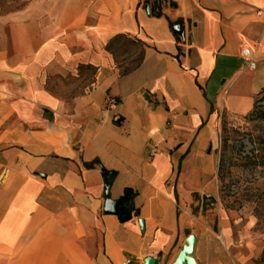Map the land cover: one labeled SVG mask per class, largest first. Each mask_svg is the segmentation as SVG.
Listing matches in <instances>:
<instances>
[{"label":"crops","instance_id":"crops-1","mask_svg":"<svg viewBox=\"0 0 264 264\" xmlns=\"http://www.w3.org/2000/svg\"><path fill=\"white\" fill-rule=\"evenodd\" d=\"M161 11L29 0L0 13V264L176 257L196 220L185 200L208 181L214 113L247 114L264 87V0H164ZM117 33L144 43L125 75L105 49ZM79 64L95 67L91 81L62 94L57 80L78 78ZM106 199L119 200L117 214L104 213ZM192 233L197 264H228L222 230Z\"/></svg>","mask_w":264,"mask_h":264},{"label":"rangeland","instance_id":"rangeland-1","mask_svg":"<svg viewBox=\"0 0 264 264\" xmlns=\"http://www.w3.org/2000/svg\"><path fill=\"white\" fill-rule=\"evenodd\" d=\"M25 2L0 0V13ZM128 49L123 53L118 48V58L138 52L134 46ZM92 77L91 69L82 68L76 79L57 80L59 92L66 95L79 91ZM260 96L257 95L255 101ZM210 128L205 151L212 153L213 161L206 171L205 186L189 190L191 193L185 200L191 216L196 217L185 232L210 229L221 239L222 230V249L228 264H264V118H256L254 113L239 115L219 109L214 113ZM183 194H186L184 190ZM176 196L182 204L178 192Z\"/></svg>","mask_w":264,"mask_h":264},{"label":"trees","instance_id":"trees-1","mask_svg":"<svg viewBox=\"0 0 264 264\" xmlns=\"http://www.w3.org/2000/svg\"><path fill=\"white\" fill-rule=\"evenodd\" d=\"M28 1L29 0H26L24 4L11 10L22 8L23 6L26 5ZM163 1L164 0H141V4L144 8L149 9L150 15L157 17L162 15L161 4ZM168 3L171 6L174 4L173 1H169ZM169 25H171L170 21H169ZM130 46H134L138 48L137 54L136 55L132 54L131 56H126L123 57L122 59H119L117 56V49L120 48V51L125 53L128 52L129 50L128 48ZM105 49L113 55L115 65L119 69L120 74L125 75L133 71L140 65L143 58L144 43L140 39H137L129 34L117 33L107 41V43L105 44ZM82 68L91 69L93 74L95 73L96 70L95 67L90 64H79L77 67L79 72H81ZM259 94H261V96L259 97V99H257V101H255V97ZM257 95L254 97L253 107L248 113H254V116L256 118H264V87L257 93ZM202 123L200 124V126H202ZM187 150L180 156L179 160H181L184 157ZM179 168H180V164H178L177 166V172L179 171Z\"/></svg>","mask_w":264,"mask_h":264},{"label":"water","instance_id":"water-1","mask_svg":"<svg viewBox=\"0 0 264 264\" xmlns=\"http://www.w3.org/2000/svg\"><path fill=\"white\" fill-rule=\"evenodd\" d=\"M146 12L147 14L149 13L148 8H146ZM98 166L102 172V175L105 176L107 174V170L101 164H98ZM119 210L120 207H119L118 199L115 200L106 199L104 201L103 211L105 214H117ZM139 223L140 226L143 228V221L139 220ZM195 242H196V236L193 233L188 234L184 240V244L182 245L176 257L170 264H197L193 256ZM155 261H156L155 257L146 256L140 261V264H155ZM123 264H130V261L124 262Z\"/></svg>","mask_w":264,"mask_h":264},{"label":"built area","instance_id":"built-area-1","mask_svg":"<svg viewBox=\"0 0 264 264\" xmlns=\"http://www.w3.org/2000/svg\"><path fill=\"white\" fill-rule=\"evenodd\" d=\"M240 54L245 60V64L248 68L253 69L255 67V61L253 59V53L247 46H242L240 48ZM116 103V100L112 97H108L104 106V109L102 111V114L109 108L110 106L114 105ZM159 144L157 142H154L149 150V158H153L158 153ZM208 195V194H207Z\"/></svg>","mask_w":264,"mask_h":264}]
</instances>
